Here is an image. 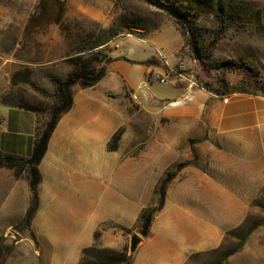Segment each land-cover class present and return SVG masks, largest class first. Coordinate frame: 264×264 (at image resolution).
<instances>
[{
  "label": "rangeland",
  "instance_id": "1",
  "mask_svg": "<svg viewBox=\"0 0 264 264\" xmlns=\"http://www.w3.org/2000/svg\"><path fill=\"white\" fill-rule=\"evenodd\" d=\"M242 1L246 7L242 13L244 18L236 20L225 33L219 34L212 65L203 68L190 55L188 49L179 51L183 37L174 21L163 11L143 0H105V7L108 8V4L110 5L112 16V21L106 28L103 23L86 17L67 16L66 12L62 25L58 24L59 5L52 0H47L45 7H42L40 0L37 2L0 0V29H21L25 22L24 29H42V36L46 35L44 29H60L64 41L69 45L66 50L49 51L46 81L30 80L47 93L37 90L30 81H23L19 83L18 88H11V94L18 93L21 96L20 103L16 98H11V103L20 104V107L35 104L40 108L37 127H34L30 121L26 122L25 126L14 129L11 123V136L16 135L28 144L31 141L34 144L39 130L45 128L52 108L58 103L52 82L53 77H59L61 66L64 63H70L69 57L75 55L79 49H89L99 38L100 31L108 29L118 17L123 16L124 19L133 21L138 26V28H123L124 30L119 34H137L124 39V53L134 59L158 57L160 59L153 58L152 62L162 66L155 73L144 75L139 65L132 64L124 58L108 63L109 65L106 64L109 72L106 82L119 73L128 75L133 82L128 87L129 110L125 112L122 109L118 119L119 127L125 128L121 141L123 146L131 144L139 136L144 143L152 135V131L155 132L151 136L143 157L139 158L142 171L135 178L130 179L132 182L115 174L121 171L116 164L121 151H109L106 149L105 142L96 140L90 153L99 188L90 202H72L77 199V193L83 187L80 177L82 163L75 164L77 176L70 180L68 186H65L67 178L60 177L58 185L60 184L61 198L66 202L49 203L45 208L44 219L39 220L38 223L40 230L50 236L55 246L38 232V226L33 223L34 217L29 220L31 191L27 177H15L14 180L12 174L11 177L7 174L0 175V264H79L84 247L94 242L93 231L97 227L112 229L111 243L116 248L103 245L99 230L100 236L91 246L96 248V261L106 257L103 252L105 249H114L130 255L131 264L135 260L136 253L141 264H170V260L165 258L163 253H157L154 261L150 263L143 262L149 254L147 253L148 243L142 247L144 236L140 232V225L137 222L131 228H124L119 224L132 225L133 215L136 212L132 203L136 199L139 202L148 198L152 183L160 177L165 164L177 156L172 146L175 123L171 121L166 124V119H159L161 114L170 110V101L183 99L185 88L190 90L188 84H199L200 81L206 80L217 81V78L222 76L226 77L233 89L246 85L250 90L256 91L257 88L248 80L251 72L245 65L253 69L252 73L258 76L260 87H264V23L260 18V11L264 9V0ZM200 21L205 24L203 29L213 32L220 29L211 15H201ZM137 29L144 30L147 34L141 35ZM47 33L48 38L54 39L50 30ZM211 35H213L212 32ZM36 36L41 35L34 33L33 37ZM109 50L112 48L108 43L104 45L103 51L112 57ZM89 54L91 53L87 51L86 55ZM224 60L234 61L235 65L223 66ZM51 61L54 63L51 64ZM98 65L101 66L104 63L99 62ZM155 75L164 77L165 82L157 79L149 80ZM179 80L180 83H178ZM74 87L77 89L80 86ZM102 87L103 84L94 91L95 94H98ZM133 94L138 98L136 96L131 98ZM105 102L108 106L116 103L109 100ZM140 105L144 111L135 112ZM0 110L4 112L1 106ZM13 113L14 111H11V117ZM21 115L26 120L32 118V113L24 112ZM4 116L7 118V114ZM161 122L163 125L160 124ZM157 126H159L158 130H156ZM1 131H8L7 124ZM193 144V141L189 142L187 149L194 158ZM178 152L184 155L185 147L180 146ZM176 167L170 170L173 171ZM4 171L0 170V173ZM107 171L113 172L111 177H101L103 172ZM90 173H93L92 169ZM105 188L108 190L105 191ZM127 192L135 197L132 200L128 199ZM67 194L68 200L65 196ZM156 202L158 200H155V205L152 207L156 206ZM201 208L202 216L206 217L208 231L223 229L224 236L218 245L192 252L185 264H264V224L249 231L252 223L264 222V187L253 197L247 211L229 206L221 207L220 204L212 206L210 202L201 203ZM10 231L18 234L21 239L16 241L13 236L8 237L7 233ZM133 236L139 239L137 248L134 250L131 249ZM242 240H244L242 248L223 260L224 252L238 247Z\"/></svg>",
  "mask_w": 264,
  "mask_h": 264
},
{
  "label": "crops",
  "instance_id": "2",
  "mask_svg": "<svg viewBox=\"0 0 264 264\" xmlns=\"http://www.w3.org/2000/svg\"><path fill=\"white\" fill-rule=\"evenodd\" d=\"M105 4V0H66V15L86 17L103 23L106 28L110 25L112 16L110 5L106 8ZM25 24L26 22L21 29H0V106L4 110H0V130L5 128V124L8 130L0 132V150L20 156H29L33 141L28 144L14 134L11 136V123L14 129H19L30 121L37 127L38 113L28 111L20 107V104L11 103V98H16L18 103L21 99L18 93L11 94V88H18L23 81H46L49 51L66 50L69 47L60 29H44L46 35L42 36V29H24ZM48 30L54 39L48 38ZM137 32L141 35L147 34L140 29ZM34 33H40L41 36L33 37ZM133 35L137 34H121L109 42L112 48L109 53L114 59L110 63L124 58L139 65L144 75L161 69L162 66L153 62L143 63L153 58L160 59L158 57L134 59L124 53V39ZM114 43L119 46H114ZM182 46L183 42L179 51ZM50 63L53 64L54 61ZM71 70L72 65L64 63L59 77L65 78ZM108 76L107 70L105 77L95 86L73 88V105L58 120L48 150L39 164L42 181L39 185V209L34 215L33 223L38 226V232L53 246L55 242L40 230L38 223L44 219L45 208L49 203L66 202L61 198L60 184L58 185L60 177L67 178L65 186H68L70 180L77 176L75 164L82 163L80 177L83 187L77 193V199L72 202H90L99 188L90 149L96 140H100L101 143H106L108 150L107 144L119 128L120 111L129 110L128 87L133 82L128 75L121 73L106 82ZM102 84L99 93L95 94L94 91ZM188 86L190 90L185 88L183 99L170 101V110L161 114L160 118L158 116L159 119H166V124L171 121L175 123L172 146L177 156L165 164L160 177L152 183L148 198L139 202L136 199L132 203L136 208L132 225L119 224L124 228L135 226L142 209L155 205V200H158L155 188L166 172L179 163L195 161L183 166L168 185L165 205L156 213L150 233L142 242V247L148 243L149 255L143 260L147 263L154 261L157 253H163L170 260V264H185L192 252L218 245L224 231H208L206 217L201 213V203L210 202L212 206L220 204L221 207L229 206L247 211L253 197L264 187V95L234 92L219 96L196 83ZM135 96L133 94L131 98ZM107 100L116 103L108 106L105 104ZM11 111H14L12 117ZM142 111L144 109L140 105L135 112ZM2 112L7 114V118ZM24 112L32 113V118L26 120L21 115ZM160 124L163 125L162 122ZM158 129L159 126L156 130ZM154 132L153 130L152 135ZM151 136L144 143L139 136L126 147L121 143L122 136L119 148L114 150L121 151L116 163L121 168L120 172L115 173L118 177L132 182L130 179L141 173L142 164L139 158L147 150ZM192 141L194 158L187 149V144ZM182 145L185 147L184 155L178 152ZM90 169L93 170L92 174ZM0 170H5L0 175L7 174L11 177L12 174V179L15 180L13 170ZM112 174V171L103 172L102 175L100 173L104 178L111 177ZM126 195L131 200L135 197L128 192ZM65 196L68 200V194ZM99 230L103 245L116 248L111 243L112 229L103 227L94 229V242L87 247L96 243L95 232ZM133 264H141L137 253Z\"/></svg>",
  "mask_w": 264,
  "mask_h": 264
},
{
  "label": "trees",
  "instance_id": "3",
  "mask_svg": "<svg viewBox=\"0 0 264 264\" xmlns=\"http://www.w3.org/2000/svg\"><path fill=\"white\" fill-rule=\"evenodd\" d=\"M47 0H40L42 7L46 6ZM59 5L57 23L62 25V19L67 10L66 0H52ZM147 4L163 11L173 21L177 29L183 37V46L181 51L189 50L190 55L203 68L212 65L215 50L219 41V34L225 33L228 28L235 23L236 20H242V14L246 7L242 0H143ZM260 18L264 23V9L260 11ZM211 15L220 29L215 32L209 29H203L205 24L200 21L201 15ZM123 28H138V26L124 19L123 16L118 17L108 29H102L99 38L89 49H79L76 54L69 57L72 70L65 78L53 77L55 95L58 99L56 106L52 108L50 119L47 121L45 128L39 133L34 141L32 151L29 156H20L15 153L3 152L0 150V168H7L14 171L16 178L26 176L31 191V205L28 209L29 220H31L39 209V185L42 181V175L39 170V164L44 158L51 136L56 128L60 117L67 112L73 105V87L79 85L81 88L95 86L107 73L106 64L112 62L113 57L108 56L103 51L104 45L109 43L124 30ZM211 32L213 35H211ZM89 51L91 54L86 55ZM153 59L143 62H152ZM102 62L104 65L99 66ZM223 66L235 65L234 61L224 60ZM238 64V63H236ZM243 65V63H240ZM251 72L249 73V82L254 85L256 91L250 90L246 85L238 89H233L225 76L218 77L217 81H200L199 85L206 90L224 96L226 94L241 92L250 94L264 95V87H260V81L257 75L253 74V69L245 65ZM31 84L42 93L46 90L40 88L35 82ZM24 109L38 113L40 108L35 104H26ZM124 127L120 126L111 136L107 148L110 151L117 150L120 145L121 138L124 134ZM194 163L195 161H190ZM190 162L179 163L175 170L167 171L165 176L160 180L155 188L158 195L156 206H147L142 209L138 224L140 225L141 234L146 237L150 233L153 219L158 211L163 209L165 205L167 188L171 180L176 176L177 172ZM264 222H255L250 226L249 231L256 229ZM100 236V232H95V239ZM244 245V240L240 245L230 251L224 252L223 260H226L231 254L237 252ZM96 248L86 247L83 249V257L79 264H131V257L123 251L114 249H105L104 259L96 261Z\"/></svg>",
  "mask_w": 264,
  "mask_h": 264
},
{
  "label": "water",
  "instance_id": "4",
  "mask_svg": "<svg viewBox=\"0 0 264 264\" xmlns=\"http://www.w3.org/2000/svg\"><path fill=\"white\" fill-rule=\"evenodd\" d=\"M7 236H8V237L13 236V237L15 238L16 241H19V240L21 239V237H20L18 234L14 233V232H12V231L8 232V233H7ZM138 243H139V239H138V237H137V236H133V237L131 238V249H132V250L136 249Z\"/></svg>",
  "mask_w": 264,
  "mask_h": 264
},
{
  "label": "built area",
  "instance_id": "5",
  "mask_svg": "<svg viewBox=\"0 0 264 264\" xmlns=\"http://www.w3.org/2000/svg\"><path fill=\"white\" fill-rule=\"evenodd\" d=\"M115 46L118 47L119 44H115ZM150 79H151V80H153V79H157V80H160V81H162V82H165V78H164V77H161V76H159V75H155L154 78H150ZM193 84H194V83H193ZM225 101H227V99H225Z\"/></svg>",
  "mask_w": 264,
  "mask_h": 264
}]
</instances>
